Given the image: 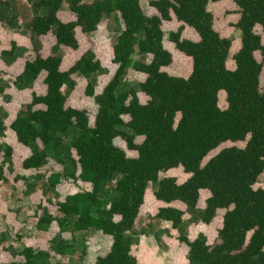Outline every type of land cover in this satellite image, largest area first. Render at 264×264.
I'll return each instance as SVG.
<instances>
[{"label":"trees","instance_id":"16d2710c","mask_svg":"<svg viewBox=\"0 0 264 264\" xmlns=\"http://www.w3.org/2000/svg\"><path fill=\"white\" fill-rule=\"evenodd\" d=\"M224 0H147L155 15H148L139 0H33L35 16L28 22L30 35L52 36L47 55L36 53L23 64L21 75L40 82L42 94H32L8 128L17 145L29 154L19 164L21 170H40L49 160L64 166L62 137L70 130L76 135L71 144L75 159L68 174L73 182L90 189L67 196L56 204V212L71 220V232L95 231L111 238L109 251L96 264H139L131 255L125 231L134 227L144 204L148 186L162 203L156 220L178 230L184 213L169 206L183 204L196 210L200 193L208 192L201 221L209 225L218 211H224L222 227L212 244L205 236L193 240L180 235L187 248L188 264H264V187L254 188L264 174V42L256 28L264 31V0H232L239 19V48L232 55L233 68H227L232 41L214 30L216 17L207 8ZM68 3L73 20L62 21L58 14ZM0 0V22L3 9ZM116 14L122 29L112 45L114 73L99 92L101 64L87 50L66 70L62 69L64 49L77 51V33L84 37L97 30L103 17ZM181 24L170 32L168 41L191 61L186 77L164 71L172 63L163 45L164 22ZM12 19L9 20L11 24ZM185 28L196 40L181 37ZM16 50L2 52L12 57ZM260 56L258 61L255 55ZM135 55L149 56L148 63L133 61ZM129 70L145 76L140 92L121 90ZM85 82L84 94L96 106L92 123L85 110L66 106L63 88L72 90L77 79ZM224 94L225 107L219 106ZM125 129L131 131L128 133ZM135 136L142 138L135 144ZM120 138L136 157H128L115 146ZM245 143L244 148H226L203 164L205 158L224 143ZM6 147L4 155L11 157ZM181 169L188 179L178 184L173 177L160 178L161 172ZM61 175L48 181L56 186ZM264 183V180H263ZM113 184V196L107 186ZM117 218V219H115ZM52 218H40L49 225ZM59 226L62 222L58 221ZM60 252L66 247L56 248ZM23 264H41L48 254L23 248ZM14 264V263H11Z\"/></svg>","mask_w":264,"mask_h":264},{"label":"rangeland","instance_id":"374dc122","mask_svg":"<svg viewBox=\"0 0 264 264\" xmlns=\"http://www.w3.org/2000/svg\"><path fill=\"white\" fill-rule=\"evenodd\" d=\"M5 1L8 6L3 9V18L0 22V264H23L24 259L19 252L26 247L48 254V258L41 261V264H96L97 258L109 251L111 238L92 230L73 233L71 220L56 212L58 202L64 201L71 194L90 189L89 185H82L68 178L72 170V160L75 159L71 144L76 132L70 130L62 137L60 151L64 166L49 160L48 165L40 170L24 171L19 168L20 162L29 152L17 145L15 136L8 126L21 107L31 102L32 94L43 92L40 82L32 83L21 75L23 64L36 53L47 55L53 38L50 35L37 38L27 32L26 26L36 14L31 6L33 0ZM139 1L148 15H155V11L148 8L147 0ZM207 9L216 17L214 30L220 37L232 41L226 64L227 68L232 69V55L240 46V32L234 27L239 19L238 9L232 0L211 3ZM58 16L62 21L73 20L67 2H64ZM11 19L12 22L9 24ZM180 25L174 18L162 25L163 45L172 56L171 65L164 71L171 76L186 78L191 71V61L176 51L173 44L168 41L169 33L175 32ZM121 29L122 22L118 15L111 14L102 18L97 30L88 38L77 33L79 48L77 51L64 49L62 69H68L80 55L92 50L101 64V71L92 78L93 81L98 78L96 92H99L114 73L115 66L111 62L112 45ZM255 31L261 35L264 42V31L260 27ZM181 37L196 40L194 31L189 28L183 30ZM13 44L16 46L14 55L1 56L2 52L10 51ZM255 57L260 61L258 54ZM149 60V56L133 57V61L148 63ZM144 79L145 76L129 70L122 80L120 89H134L140 102L144 104L147 98L140 92V84ZM84 86V80L78 78L76 86L72 90L63 88V93L66 96V106L85 110L92 123L96 106L91 98L85 96ZM260 86L264 89V72L260 76ZM219 98V106L224 108V94L220 93ZM125 131L131 133L127 129ZM141 141L142 138L135 136V144H140ZM114 144L128 157H136V153L129 151L120 138H117ZM244 145L243 142L224 143L212 151L203 164L223 149L231 147L241 149ZM6 147L12 149L9 159L4 155ZM52 174L61 175L60 183L56 186L50 185L48 181ZM159 177H173L178 184L188 179L180 168L161 172ZM263 180L264 174L254 188L264 187ZM112 188L113 184L107 186L110 196L114 195ZM154 188L153 185L148 186L137 222L133 228L125 231V240L130 246L131 255L139 264H188V248L179 243V236L184 235L188 240H193L198 235H203L207 243L212 244L222 227L224 211H218L209 225L203 224L202 209L209 194L202 191L196 210L187 209L180 203L169 205L184 213L181 226L174 230L169 223L155 219L158 208L165 205L154 200L152 196ZM48 217L53 220L51 224H39L40 218ZM58 221L62 222V226H59ZM59 246L66 247V251L57 250Z\"/></svg>","mask_w":264,"mask_h":264}]
</instances>
